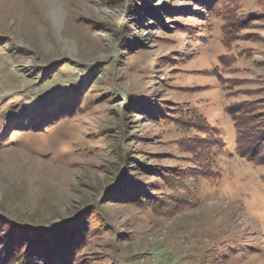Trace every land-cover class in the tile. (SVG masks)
I'll return each instance as SVG.
<instances>
[{"label":"rangeland","instance_id":"374dc122","mask_svg":"<svg viewBox=\"0 0 264 264\" xmlns=\"http://www.w3.org/2000/svg\"><path fill=\"white\" fill-rule=\"evenodd\" d=\"M242 116L264 0H0V260L264 264Z\"/></svg>","mask_w":264,"mask_h":264},{"label":"trees","instance_id":"16d2710c","mask_svg":"<svg viewBox=\"0 0 264 264\" xmlns=\"http://www.w3.org/2000/svg\"><path fill=\"white\" fill-rule=\"evenodd\" d=\"M260 105V103H258ZM44 111V109H43ZM243 117V118H242ZM240 118H236L235 121V128H236V138H235V151L237 154H239L240 157L245 158L248 161H264V116L260 119L254 118L249 123H246V117L248 116H242ZM210 139V140H209ZM202 137V138H196L191 144L196 147H201L203 144L209 143V145H218L219 140H215L213 137ZM203 143V144H202ZM190 144V145H191ZM0 218L5 220L4 217L0 215ZM7 221V219L5 220ZM8 222V221H7ZM10 223V222H9ZM15 222L11 221V224L14 225ZM63 224L58 223L53 226L52 229H45V228H34L30 229L28 226L15 223V226L22 227L26 229L32 230V232L38 233L41 232L43 234H52L57 231L59 227H61ZM29 253H26L28 255ZM9 254L7 255L8 258ZM6 258V259H7ZM21 259V257H19ZM26 256L24 257V260ZM4 259L3 261L0 260V264H29V262H26L23 260V262H18V257L16 259H13L12 262L6 261ZM23 259V258H22Z\"/></svg>","mask_w":264,"mask_h":264}]
</instances>
